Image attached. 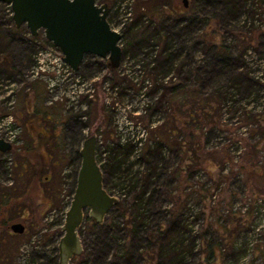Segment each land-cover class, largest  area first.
Returning a JSON list of instances; mask_svg holds the SVG:
<instances>
[{"label":"rangeland","instance_id":"rangeland-1","mask_svg":"<svg viewBox=\"0 0 264 264\" xmlns=\"http://www.w3.org/2000/svg\"><path fill=\"white\" fill-rule=\"evenodd\" d=\"M114 1L96 0V3L111 8ZM166 1H136L132 21L123 33L120 46L119 68L127 70L125 75H120L118 70L109 72L103 60L97 57L90 58L82 66L78 75L97 79L94 83L96 94L93 100L84 101L86 110L76 113H65L58 103L48 105L43 83L39 82L43 86L37 89L34 88L35 82L26 81L25 75L33 64L34 40L25 30L21 35H13L8 8L0 2V80L14 79L16 84L11 95L17 96L15 108L10 112L5 108L7 98L0 90V117L11 114L20 127V144L11 154L0 155V186L17 187L20 195L27 187L23 203L30 210L24 220L18 222L24 227L23 234L0 238V264H58V244L64 232L53 228V222L49 224L45 218L49 212L58 213L62 209L65 196H73L76 184L63 193V170L68 166L79 167L83 141L98 133H101L106 149L110 143L115 144L114 154L110 150L111 155L118 154L120 161H127L129 170L124 171H128L127 176L133 173L131 168L139 164L146 177L159 158L163 171H158L152 179V188L146 195L150 201L141 211L144 226L138 230L137 240L133 241L129 232L136 224L131 217L134 214V193L121 194L114 189L110 192L117 194L121 210L111 209L101 223L102 228H93L92 219L87 212L84 214L78 230L81 255L88 253L100 237L109 244L104 257L106 262L158 264L169 224L177 222L183 208L193 203L199 209L200 227L193 235L196 239L193 249L189 243L182 248L183 264H264V225L261 221L255 224L252 215L242 211L249 198L264 196V173L247 178L240 172L241 166L251 163L264 171V112L242 110L239 126L248 129V137L237 132L239 126L223 124L220 116L224 86L233 85L238 92L236 100L244 102L249 95L248 79L260 90L264 85L261 79H264V56L250 57L247 53L250 49L255 52L254 42L249 41L251 34L254 31L264 34V0H253L252 3L246 0V6L237 2L231 23L224 16L227 6L220 0L210 4L206 0H186L185 7L183 0H179L175 2L178 14L169 10L164 4ZM42 37L40 32L38 39ZM211 40L215 41V46L228 48L232 58L243 56L244 64L247 59L254 61V70L259 71L258 79L250 77L247 68L244 71H247L248 79L232 83L237 70L232 65L220 64ZM4 59L15 68V72L5 66ZM106 80L113 87L110 93L102 89ZM28 83L31 87L26 90ZM163 86V92L168 88L179 91L173 98L165 97L162 109L154 111L150 102L161 97L160 88ZM259 97L260 94L253 98ZM145 108L146 116L139 112ZM192 108H206L209 112L207 118H203V124L207 126L203 132L207 135L200 139L201 147L205 151L220 152L226 159L223 166L193 168L192 178L181 179L176 177L179 173L176 171H180L176 169L186 165L183 156L176 146L168 147L161 139L167 137L169 119L173 117L178 123L182 114L185 116ZM114 115L117 120H113ZM252 135L256 136L253 138ZM230 139L241 140L244 146L236 164L232 163L227 150ZM254 145L258 152L252 158L248 154ZM164 149H168L169 154ZM5 159L7 164H2ZM226 161L232 164L224 171ZM8 165L11 179L5 171ZM199 171L205 174L202 180L196 179ZM217 189H220L218 199L211 204L210 196ZM160 227L162 234L159 233ZM105 230L110 231L108 236H105ZM132 243L135 254L127 260L123 251H128ZM189 248L191 253L186 252ZM79 262L78 256L69 264Z\"/></svg>","mask_w":264,"mask_h":264},{"label":"trees","instance_id":"trees-1","mask_svg":"<svg viewBox=\"0 0 264 264\" xmlns=\"http://www.w3.org/2000/svg\"><path fill=\"white\" fill-rule=\"evenodd\" d=\"M177 1L179 2V0H167L164 3L173 14H178L176 11L177 7L175 4V2ZM206 1L209 4L218 2V0H206ZM220 1L226 4L227 6V12L224 16L228 23L232 22L231 21L233 18L232 15L235 13L236 8L238 7V3L239 5L242 4V6L243 5L246 6V0H220ZM250 1L252 3L253 0H250ZM182 4L184 6L183 2ZM184 12L187 13L188 9H184ZM9 23H10V26L12 27L13 35L15 36H18L19 34L21 35V32L23 30H25L26 34L28 35V31L25 27L22 26L20 28H15L10 18H9ZM38 36L29 37L31 40H34L35 51L37 49L38 42L40 40L38 39ZM40 41L45 45H48V44L51 45L43 37ZM249 41L254 42L255 52L258 53L259 55L264 56V34L254 31L251 34V38ZM209 42L214 46L215 50L217 51L216 56L220 64L224 65L225 67L227 65L229 66L232 65L237 70V71L235 70L236 76H234V80H231V82L241 83L244 80L246 81V78L248 79V75L246 73L247 71L246 70L244 71V68H243L244 66L243 56L232 58L231 52L228 48L215 46V41L213 40ZM1 58L2 57L0 55V62L2 61ZM90 58H94V57L86 56L84 58V61L81 64L80 69L77 72V74L80 73L82 66L86 65V63H88ZM3 61H4L5 66H7V68L9 67L11 71L15 72L14 67H11L8 64V62H6L5 59ZM102 62L109 72L116 71V70L111 71L109 69L108 62H106V60H103ZM4 64L2 65L4 66ZM238 70H239V73H238ZM6 80H14V79H6ZM248 80H250V82L246 81L247 83L246 87L248 88V84H249V93H248L249 95L247 96L249 99V98L256 96L258 91L256 88V84H254V82L251 79H248ZM29 86L31 87V84ZM160 89L162 92L161 97L158 98L156 102L154 101L150 102V106L153 105L152 109L154 108V111H159L162 109V104H163L165 97L169 96L173 98V96H176L177 92L179 91L177 90V88L175 89L168 88V89H165L163 92L164 86L161 87ZM221 92H222V95H221L222 104L229 100H234V97L238 96V92L234 88L233 85L224 86V88L221 89ZM237 102L238 100L235 101V103ZM206 107L208 108L209 106L206 105ZM197 110L198 109L192 108L190 111H187L185 113V116L184 114H182L181 116L182 120L178 119V123L176 122V120H174L173 117H172L173 119L172 118L169 119L171 120L170 121L171 124L167 126L169 127L166 131L167 137L165 139H161L164 142H166V144H168V147L173 148L172 146H176L179 152L183 156L182 161L186 165L184 167L180 166L179 168L181 169H176V170H180V171H176V172H179L176 175L177 178H181V179L186 178V177L190 178L193 175L192 173L193 168L196 169L199 167H204V168L210 169L214 167L215 165L223 166L224 161L226 159L225 155L223 156V154H221L220 152L205 151L204 148L201 147L202 143L200 142V139L202 138L203 135H207V133L203 132V130H205L207 127V126L205 127V124H203V121H204L203 118L206 119L209 112L206 110V108H203L202 110L199 109L198 111ZM255 136L256 135H252L251 137L254 138ZM168 147L164 146V148H168ZM114 148L115 147L110 148V149L108 148L109 155L106 161L103 163V165L100 166L102 169V174H103V185L106 191L110 194H111L110 191H113L114 189H117L118 192L121 194L122 193L126 194L127 192L134 193L135 206L133 209L134 214H132L131 217L133 219V222H135L136 224H134V226L129 232L133 238L132 240L135 241L137 240L138 230H140L142 226H144V223H142L141 221L142 220L141 211L146 209L150 201V198L147 199L146 195H148L150 189L152 188V179L158 175V171H163L162 166H160V164L162 165V161H160V158L158 159L157 162L155 161V164H153V168L151 169L150 173L146 175V177H144L143 173H141V176H138V173L127 176L125 174L126 172L124 173V171L126 169L129 170V165L127 161H125V163L124 161H120V157L118 156V154L114 156L110 154V150H111V153L113 152L112 154H114V151H115ZM13 151L14 150H12L11 152ZM249 151L250 153L248 154V156L253 158V156L257 154L258 152V147L255 145L251 146L249 148ZM11 152L8 154H11ZM0 155L2 154L0 153ZM250 161L252 162V160ZM2 164H7L6 159L2 161ZM124 164H125V168H122ZM42 167L44 166L42 165ZM5 171H6V174L8 175L7 169ZM240 172L242 174L244 173V175L247 178H251L255 176L256 177L262 176L264 173L261 167H258L253 163L249 164V166H241ZM26 194H27V187L23 190V193L20 195L17 187H9V188L6 187L5 188V187L0 186V235H1L0 238L3 235H11V234L14 236H19L17 234H13L10 228L12 225L18 223L19 221H23L26 214L29 213L30 211L28 206H26L23 203L24 202L23 198H25ZM259 197H262L264 199L263 195H255L248 199L252 202L251 203L252 206H250V208L245 214L248 213L252 215L253 203L255 199ZM113 208L116 211L121 210L119 203L116 204ZM184 209L185 208H183V210ZM183 210H182L181 215L179 216L178 221L171 222L169 224L168 230L164 233V235L166 234L164 237L165 241L161 249L162 253L159 256L160 262H158V264H183L184 256H182V253H183L182 248L185 246V244L189 243L191 249H193V244L196 241L193 235H196L198 232L194 234L192 230L188 227V225L185 223V220L183 217ZM232 215L233 217H237L236 214H232ZM196 219H198L197 216H196ZM253 220H254V217H253ZM93 223H94L93 228H98V227L102 228L103 226V224H98L94 221ZM162 230H163L162 227H160L159 229L160 234L163 233ZM105 231H106L105 236H108L110 231L109 230H105ZM96 240L97 242L92 246L91 250L88 251V253L85 252L82 255L80 254L81 256L79 255L80 262L78 264H115V263L106 262L104 258L109 250L108 242L101 241L100 237H98ZM191 249L189 248V251H186V252L191 253L192 251ZM166 252L167 254H165ZM134 254L135 253H134L133 243L131 244L130 249L128 251L126 250L123 251V257H127V260L133 257Z\"/></svg>","mask_w":264,"mask_h":264},{"label":"water","instance_id":"water-1","mask_svg":"<svg viewBox=\"0 0 264 264\" xmlns=\"http://www.w3.org/2000/svg\"><path fill=\"white\" fill-rule=\"evenodd\" d=\"M10 6L12 24L24 26L32 37L40 32L44 39L58 49L62 61L77 73L86 56L107 60L111 71L119 68L122 51L121 35L112 31L107 22L110 12L106 4L96 0H0ZM186 0H183L185 5ZM96 137H87L79 152L80 165L70 208L58 244V264H69L81 252L78 230L84 214L101 224L106 214L117 204L103 186V174L95 159ZM11 145L0 138V153H8ZM21 235L24 227L16 223L10 228Z\"/></svg>","mask_w":264,"mask_h":264},{"label":"built area","instance_id":"built-area-1","mask_svg":"<svg viewBox=\"0 0 264 264\" xmlns=\"http://www.w3.org/2000/svg\"><path fill=\"white\" fill-rule=\"evenodd\" d=\"M136 1L137 0H115L112 7L110 8V12L107 20L110 29L121 35L119 46H121L124 31L126 30L128 24L132 21V16ZM7 8H8L9 18L11 19L12 17L11 8L8 5ZM27 36L30 37L29 33ZM247 53H249L250 57L258 55V53L252 52L251 49L248 50ZM255 66L256 65L254 61H252L251 59H247L245 61L243 68L244 69L248 68L250 77L257 80L259 71L254 70ZM117 70L120 75H125L127 73V70H123V67L118 68ZM25 77H26V81L28 82L39 81L43 83L48 97L47 98L48 105H53L58 103L62 106V109L65 113H76V112L84 111L87 109V104L84 101L93 100L95 98L96 88L94 83L96 82L97 79L96 78L86 79L80 77L77 73L72 72V70L62 61V56L60 52L54 46L49 44L45 45L40 40L38 42L37 49L33 55V64L29 68V71L27 72ZM261 79L264 81L263 78ZM15 84H16L15 80H0V90L3 92L4 97L6 96L7 98L5 102V106H6L5 108L10 112L14 110L15 102L17 98L15 94L11 95L12 91L14 92L13 87L15 86ZM28 85L30 84L28 83ZM263 86L261 90L257 88L258 92L256 96L260 94L261 97H259L256 100H254V98L252 97L249 98L247 101L244 102L238 101L237 103H235L236 99L238 98L236 96L234 97V100H229L223 103L222 107L220 108L221 122L230 127H237L240 125L239 115L241 114L242 110L246 112L251 111V112L263 113L264 112ZM29 89L30 86H27L26 90ZM102 89L106 93H110L113 89L111 82L109 83V81L106 80L102 84ZM106 105L110 106V102L106 101ZM238 108L239 110L235 112V110ZM139 112L144 116L147 115L146 108ZM113 120H117V116L114 115ZM116 122L117 121H114L113 123ZM19 132H20V127L14 122L13 116L11 114L8 115V113H6L5 116L0 117V138L8 142L12 146V148L20 144V140L18 137ZM237 132H241V134H243V137L249 136V131L244 126H239L237 128ZM95 137H96L95 159L97 164L99 166H102L109 155V149L115 147L114 146L115 144L110 143L109 149H106L104 146V141L102 139L101 133L95 134ZM230 140L231 143L227 147V150L229 155L231 156L232 163L236 164L240 159V155L244 152V146L241 140H235V139H230ZM121 141L122 139L120 140V144L122 145ZM149 144L151 145V142H149ZM164 151L166 152V154H169L168 149H164ZM138 156H136L137 157L136 161L139 159ZM232 163L226 161L224 171H227ZM6 169L8 172V178L11 179L12 174L9 165L6 166ZM131 170L133 171L132 174L138 173V176H141L142 171L139 164L134 165L131 168ZM76 173H77V168H74L73 166H68L66 167L65 170H63V178H62L63 193L67 192L68 190L74 187L76 183ZM204 177L205 174L203 171H199L196 175V179L199 180H202ZM193 187H196V185L194 184ZM219 190L220 189H217L212 192L209 199L211 204L216 203L218 199ZM111 196L116 199L118 198L117 194H112ZM72 197H73L72 195L70 197L65 196L62 209L58 211V213H55V211H51L46 216L45 220L49 222V224L53 222L52 223L53 228L56 227L60 231H62V228L65 223L66 214L70 208ZM251 203L252 202L250 200L244 203V206L242 208V211L244 213H246L250 208V206H252ZM198 210L199 209L193 203H188L185 206V209L183 210V217L185 223L188 225V227L192 230L194 234L198 232V229L200 227V220L196 219ZM252 215L254 217L255 224H258V222L261 221L264 225V199L262 197L255 199L253 203Z\"/></svg>","mask_w":264,"mask_h":264},{"label":"crops","instance_id":"crops-1","mask_svg":"<svg viewBox=\"0 0 264 264\" xmlns=\"http://www.w3.org/2000/svg\"><path fill=\"white\" fill-rule=\"evenodd\" d=\"M34 88L36 87L37 89H40V87H42L43 85L41 83H39L38 81L34 83ZM42 89V88H41Z\"/></svg>","mask_w":264,"mask_h":264}]
</instances>
